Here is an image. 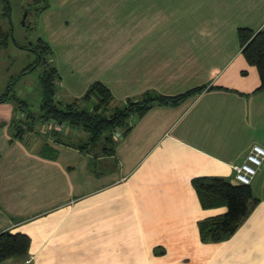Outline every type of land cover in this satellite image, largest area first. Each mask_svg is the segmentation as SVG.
Here are the masks:
<instances>
[{"label":"crops","instance_id":"crops-1","mask_svg":"<svg viewBox=\"0 0 264 264\" xmlns=\"http://www.w3.org/2000/svg\"><path fill=\"white\" fill-rule=\"evenodd\" d=\"M49 3L34 32L56 51L65 99L96 82L114 106L148 91L215 89L153 107L115 157L58 144L46 123L16 138L15 109L0 103V232L29 236L32 264H264V164L251 184L258 205L223 242L203 243L198 223L227 207L204 209L192 184L235 183L233 166L264 147V91L238 37L240 28L264 32V0ZM45 143L57 158L41 155Z\"/></svg>","mask_w":264,"mask_h":264},{"label":"trees","instance_id":"trees-1","mask_svg":"<svg viewBox=\"0 0 264 264\" xmlns=\"http://www.w3.org/2000/svg\"><path fill=\"white\" fill-rule=\"evenodd\" d=\"M49 7V0H34L24 8L27 13L26 21L30 15H33L37 21ZM12 12L11 0H0V49L8 48L13 38ZM8 23L9 31L5 28ZM35 25L34 22V27ZM27 26L28 29H33L30 25ZM238 37L243 56L259 72L261 84L257 91H264V32L240 28ZM17 46L31 51L36 59L21 72L20 76L13 79L6 92L0 95V103H14L15 111L23 113L25 117V120L12 121L14 136L23 139L28 132L37 133V120L46 124L63 125L64 128L83 131L88 134V139L80 143L66 142L63 137L64 129L62 131L47 130L45 133L54 142L74 147L84 154L99 149L102 153H107V156L115 157L118 142L133 130L135 121L145 116L153 107H176L208 88L215 89L202 86L175 96L148 91L137 99H127L122 106H114L115 99L111 90L104 84L96 82L89 87L83 97L63 103L57 98L60 76L56 66L52 64L54 56L52 47L41 38L26 46L18 44ZM37 67L43 68L39 75L41 89L39 117L31 113L26 101L11 91V86L16 80ZM116 134H119L120 138L116 139ZM40 153L48 159H55L58 156V151L47 143L42 146ZM192 184L204 209L227 207L225 214L209 217L198 223L203 243H218L231 238L259 203L251 185L236 184L225 177H198L193 179ZM30 246L31 239L25 234L0 232V264H8V260L17 261V263L25 260L29 256ZM164 252V250L156 251L157 254Z\"/></svg>","mask_w":264,"mask_h":264},{"label":"rangeland","instance_id":"rangeland-1","mask_svg":"<svg viewBox=\"0 0 264 264\" xmlns=\"http://www.w3.org/2000/svg\"><path fill=\"white\" fill-rule=\"evenodd\" d=\"M34 0H11L12 4V35L13 38L10 41L8 48L0 49V95L5 93L10 82L16 77L21 75V72L26 69L29 65L33 64L36 59V56L28 50L20 48V46H26L35 40L36 34L34 30V16L30 15L26 21L25 10L24 8L31 4ZM25 21V24H23ZM30 25L33 29H28ZM9 31V23L5 26ZM54 50V49H53ZM56 51H54V56L52 57L53 65L56 66ZM43 68L37 67L34 71L22 76L19 80H16L15 84L11 86L15 95L20 99L27 102L29 110L35 116L39 117L40 115V105H41V89L39 82V75L41 74ZM62 90L60 84H58V93L57 98L63 103L72 102L73 99L67 100L62 95ZM11 103V102H10ZM15 109V104L11 103ZM23 113L15 111V118L25 120ZM44 124L37 120L36 122V131H40V127H43ZM39 129V130H38ZM69 127H65L63 131L64 141L71 143H80V141H86L88 139V134L80 130H74L72 132L74 136L69 135ZM49 130V124H47V129ZM62 131V130H61ZM28 132V131H27ZM30 132L27 133V137L30 136ZM40 138H44L41 134H38ZM36 137V136H35ZM8 264H15L14 262H8Z\"/></svg>","mask_w":264,"mask_h":264},{"label":"built area","instance_id":"built-area-1","mask_svg":"<svg viewBox=\"0 0 264 264\" xmlns=\"http://www.w3.org/2000/svg\"><path fill=\"white\" fill-rule=\"evenodd\" d=\"M63 129V125H57L55 123L49 124V130L60 131ZM115 138H120V135L116 134ZM263 164L264 147L260 145H253L245 160L242 163L233 166L234 182L236 184L251 185ZM32 262V257H28L25 260L15 264H32Z\"/></svg>","mask_w":264,"mask_h":264},{"label":"water","instance_id":"water-1","mask_svg":"<svg viewBox=\"0 0 264 264\" xmlns=\"http://www.w3.org/2000/svg\"><path fill=\"white\" fill-rule=\"evenodd\" d=\"M27 17V13H25L24 19ZM23 24H25V21H23Z\"/></svg>","mask_w":264,"mask_h":264}]
</instances>
